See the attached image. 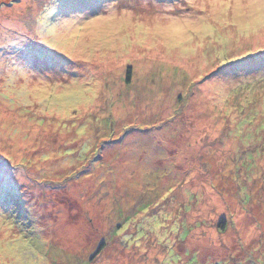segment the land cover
Listing matches in <instances>:
<instances>
[{
  "label": "rangeland",
  "instance_id": "1",
  "mask_svg": "<svg viewBox=\"0 0 264 264\" xmlns=\"http://www.w3.org/2000/svg\"><path fill=\"white\" fill-rule=\"evenodd\" d=\"M0 264H264V2L0 0Z\"/></svg>",
  "mask_w": 264,
  "mask_h": 264
},
{
  "label": "snow or ice",
  "instance_id": "2",
  "mask_svg": "<svg viewBox=\"0 0 264 264\" xmlns=\"http://www.w3.org/2000/svg\"><path fill=\"white\" fill-rule=\"evenodd\" d=\"M229 2H230V0H229ZM237 2L239 3V0H237ZM261 2H264V0H261ZM76 6L83 9V8L87 7V4L86 3H78ZM48 55H50V54H48Z\"/></svg>",
  "mask_w": 264,
  "mask_h": 264
},
{
  "label": "trees",
  "instance_id": "3",
  "mask_svg": "<svg viewBox=\"0 0 264 264\" xmlns=\"http://www.w3.org/2000/svg\"><path fill=\"white\" fill-rule=\"evenodd\" d=\"M126 81H127V83H129V82H130V77H129V76L127 77ZM102 249H103V244L101 245V247H100V249H99V251H98V252H100Z\"/></svg>",
  "mask_w": 264,
  "mask_h": 264
}]
</instances>
